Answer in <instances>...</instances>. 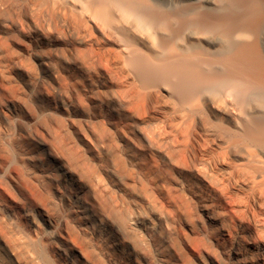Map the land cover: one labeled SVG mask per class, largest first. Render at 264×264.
<instances>
[{
  "label": "bare ground",
  "instance_id": "1",
  "mask_svg": "<svg viewBox=\"0 0 264 264\" xmlns=\"http://www.w3.org/2000/svg\"><path fill=\"white\" fill-rule=\"evenodd\" d=\"M0 178L40 264H264V0H0Z\"/></svg>",
  "mask_w": 264,
  "mask_h": 264
},
{
  "label": "rangeland",
  "instance_id": "2",
  "mask_svg": "<svg viewBox=\"0 0 264 264\" xmlns=\"http://www.w3.org/2000/svg\"><path fill=\"white\" fill-rule=\"evenodd\" d=\"M3 17L5 18V16H3ZM33 68L34 67H32V69ZM31 73H32V81H33L34 78L39 75L40 71L36 70L34 68L31 71ZM12 78L17 80L18 83L20 82V88L19 89L21 90L20 93L22 92L21 93L22 100H29V98L32 97V93H31V90L28 87H26L25 81L21 80L20 78L15 77V76H13ZM18 86H19V84H18ZM24 90L27 91V92L25 93ZM26 95H27V97H26ZM55 97L57 98V100H59V96L58 95H55ZM80 104L81 103L79 101H75L74 105H72L71 107H68L67 109H64V111H62V114H61L62 117H64L66 119L67 116L73 115L74 112H77L78 109H82V108H83L82 110L86 114L91 113V111L93 112V109L91 107L89 108V106H87V108H85L86 107V103L85 104L82 103V105H80ZM84 105H85V107H83ZM160 109L161 108L157 107L156 109H151V111L150 110H146V111H149V113L148 112H146L147 114L145 113V116L147 115L146 116L147 124H151L149 128L144 126L143 129L144 130L146 129L145 130L146 132L150 133V131H148V130H153L155 128V126L154 127L152 126L153 123L155 122V119L163 118L164 116H166V115H164V113L166 114V112H164V110H162V109H161V111H159ZM204 109L206 110V111L205 110L204 111H205L206 115L208 116L207 121L208 120H212L214 118V116H215L213 111L211 109L207 108V107H205ZM150 112H151V115L149 116ZM153 112H154V114H153ZM154 115L156 116V118H155ZM151 116H152V118L153 117L154 118L152 119ZM78 121H80V120H78ZM207 121H205V123L207 125H209V123H207ZM81 123L82 122H80V124ZM75 124L79 125L78 129L81 128L80 127L81 125L78 124L77 121H75ZM206 124H205V128H204V125H202L201 128L203 127V129L201 130L199 128V130H200L201 133H203L205 131L206 133L204 132V135H206V136L208 135L209 138L212 137V139H213V137H214V135H216V133H214V130L211 128V125H210L211 129H210L209 126L206 127ZM146 126H149V125H146ZM82 129H84L83 126H82L81 130ZM207 131H208V133H207ZM210 139H208V140H210ZM231 151L232 152H231V157L230 158L234 161L235 157H237L239 155V153H238L239 151L237 149H231ZM233 154H235V155H233ZM1 182L2 181H0V183ZM3 186H4V188H6L8 190V188L5 186V184ZM232 192L235 193V191H232ZM15 226L16 225L15 224L13 225L12 218L9 216L7 211H5V209L0 207V264H40V262L36 258L33 257L34 254L31 251L32 248L28 247L30 245H29L28 240H27V238H28L26 236L27 234L23 233L20 230H17ZM22 233L26 234V235H23ZM149 248L150 247L147 248V252L148 253L153 250V249H151V248L149 249ZM29 249H31L30 252H29ZM148 249L151 250V251H149ZM145 251H146V249H145ZM152 252H154V251H152ZM29 253H32V254H29ZM147 254H144V258H145V255H147ZM150 256H152L154 258L153 262H158V260H155V257L157 258V254L155 256V252L153 254L149 253L147 255L148 259L152 260V257H150ZM147 257L145 259H147ZM34 260H37L39 263L37 261H34Z\"/></svg>",
  "mask_w": 264,
  "mask_h": 264
}]
</instances>
